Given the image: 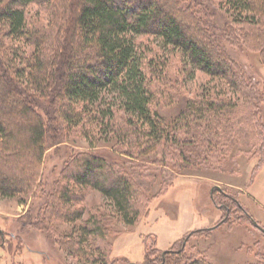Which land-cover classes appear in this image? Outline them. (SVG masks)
<instances>
[{"label": "rangeland", "instance_id": "374dc122", "mask_svg": "<svg viewBox=\"0 0 264 264\" xmlns=\"http://www.w3.org/2000/svg\"><path fill=\"white\" fill-rule=\"evenodd\" d=\"M217 1L213 0L216 28L221 31L227 25L236 31L234 37L223 39L227 53L264 92L263 53L241 32L243 24L221 10ZM199 5L198 18L207 19ZM26 11L34 20L45 15L46 6L31 4ZM136 43L153 94L150 107L170 126L189 101H200L204 94L223 104L221 115L204 111L198 120L193 117L191 128L179 130L178 141L171 140L168 151L164 140L152 156H140L89 121L66 129L46 152L40 185L27 195H0V264H151L164 258L166 250H181L184 264H264V233L250 218L264 227V147L254 122V133L247 128L251 132L246 135L243 126L246 119L255 121L262 114L264 129V103L253 106L245 84L233 89L229 81L200 70L191 76L193 69L182 52L162 46L153 36L139 35ZM37 107L47 118L53 113L43 99ZM85 154L104 155L115 162L120 175L136 182L133 223L124 220L115 202L100 190L66 176L70 160ZM55 182L69 192L71 210L81 212V217H64L50 204L56 196ZM44 216L50 220L46 228L37 225ZM92 218L105 231L88 233L82 241L81 229ZM69 237L77 241L75 251ZM169 255L165 264H173Z\"/></svg>", "mask_w": 264, "mask_h": 264}, {"label": "trees", "instance_id": "16d2710c", "mask_svg": "<svg viewBox=\"0 0 264 264\" xmlns=\"http://www.w3.org/2000/svg\"><path fill=\"white\" fill-rule=\"evenodd\" d=\"M31 4L46 6L45 15L28 18L26 9ZM199 4L207 19L198 18ZM216 4L243 24L241 32L261 50L264 63V0H218ZM214 5L213 0H0V195L31 193L40 185L41 164L52 142L64 137L66 129L87 121L140 156H152L164 140L168 151L171 140L178 141V131L191 128L193 117L198 120L204 111L221 115L223 104L206 94L200 101H189L173 126L153 111L144 55L136 43L139 35L153 36L162 46L181 51L193 69L191 76L200 70L229 81L233 89L247 85L248 100L259 108L264 92L227 53L223 39L234 37L236 31L227 25L221 31L216 28ZM40 99L53 107L49 118L37 107ZM261 117L246 119L243 126L246 135L251 132L247 128L254 133L256 126L264 147ZM85 136L90 139V132ZM117 171L114 161L93 154L72 158L65 168L69 179L100 190L115 202L124 220L133 223L137 185ZM55 184L53 208L64 217H81V212L71 210L69 192ZM49 222L45 216L37 219L42 228ZM81 230L82 241L88 233L105 231L93 218ZM69 238L75 251L77 241ZM0 240H4L1 228ZM180 251L166 250L163 255H171L170 263L184 264ZM164 258L151 264H165Z\"/></svg>", "mask_w": 264, "mask_h": 264}, {"label": "water", "instance_id": "95a60500", "mask_svg": "<svg viewBox=\"0 0 264 264\" xmlns=\"http://www.w3.org/2000/svg\"><path fill=\"white\" fill-rule=\"evenodd\" d=\"M253 224L264 233V227H262L255 219H252Z\"/></svg>", "mask_w": 264, "mask_h": 264}]
</instances>
